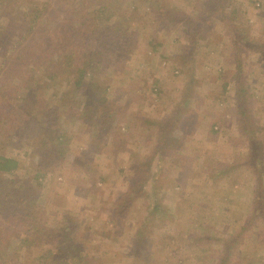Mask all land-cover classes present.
Wrapping results in <instances>:
<instances>
[{
	"label": "rangeland",
	"instance_id": "1",
	"mask_svg": "<svg viewBox=\"0 0 264 264\" xmlns=\"http://www.w3.org/2000/svg\"><path fill=\"white\" fill-rule=\"evenodd\" d=\"M5 3L0 128L12 132L1 131L0 156L18 167L2 175L4 264H44L52 247L40 229L66 225L79 264H264V0ZM21 33L24 63L3 76L1 54ZM88 60L95 69L76 87L73 67ZM5 86L16 90L6 99ZM40 139L69 152L52 157ZM146 246L150 263L140 259Z\"/></svg>",
	"mask_w": 264,
	"mask_h": 264
},
{
	"label": "trees",
	"instance_id": "2",
	"mask_svg": "<svg viewBox=\"0 0 264 264\" xmlns=\"http://www.w3.org/2000/svg\"><path fill=\"white\" fill-rule=\"evenodd\" d=\"M4 4L6 5L5 0H0V5L4 6ZM36 16H37L36 21H38L39 18H41V17H38V14ZM23 37L24 38L26 37L25 33H21V35L18 38L19 41L16 42L15 44H13L10 48H6V50L1 54V58H2V64L1 65L4 68L6 67L3 70V72H5V74L2 73L3 76H7V74L9 72H11V70H10L11 68L19 67V66L23 65L24 59L22 56L23 53L21 52V46H22L21 41L22 42L24 41ZM54 53H57L59 58L60 57L62 59L66 58L65 57L66 50L62 51V50L57 48ZM59 58L57 59L58 63H55L56 66L62 65V62L59 60ZM91 61H94V60H91ZM91 61L88 60L86 62L81 63L78 68L73 67L72 72H73V76L75 78V86L76 87H79V88L84 87L85 84H84L83 80H84L85 75L89 71H91L92 69H95L93 67L94 63ZM25 68H26V65H25ZM24 74H27V73H24ZM24 78H25V76H24ZM0 83H2L1 80H0ZM88 85L93 86V85H91V83ZM20 86H22L20 82L14 83V85H11L10 89L15 88L16 90H22L24 87H20ZM7 90H8V87L5 86V89L2 93V97L4 99H6L9 96H12V92L13 93L16 92V90L12 91V92H10L9 90L7 92ZM99 93H100V91H99ZM242 93H243L242 88H240V89L238 88L236 91L235 109H236V113L240 117V119H244V116L246 115V112L242 109V106L244 105V103L242 102ZM93 94H95V91H93V90H89L87 92V94L85 95L86 104L87 103L91 104V102L96 99V96H94ZM100 102H101V105H103L105 102V98H103V95H101ZM91 106L92 105H89L88 107H91ZM100 108L97 109V111L100 110ZM2 109L8 110L7 108H2ZM17 109L15 108V113H12V115H15L18 111L21 113L23 112V114L25 113L22 109H20V108H17ZM39 109H41V106L39 104L38 105L35 104L34 112L38 111ZM89 111H90V109L88 110V112ZM17 117L20 118V116H18V115H17ZM14 122L17 123V121H15V120H14ZM21 122H22V125H20V126H23L25 128L24 121H21ZM37 124L38 123L36 122V126L34 127V129H32L31 133L35 132V128H37ZM15 126L16 125H14L13 127L15 128ZM20 126L18 125L17 128ZM39 128L41 129L40 126H39ZM0 129H1L0 134H1V131L3 132L2 137L6 136L12 132L11 127H8L7 125L2 126ZM217 132L218 131H215L214 134H216ZM40 141H41V144H42V147L44 148V150H49L52 157H54L55 154H58V156H64L65 153L69 152L68 149L66 148L67 146L64 142L54 143L56 140H53V139H50L49 143H45L42 139H40ZM37 148H38V146H35L34 151ZM40 156H41V154H40ZM42 161L45 162V156L43 157ZM17 167H18L17 161L12 160V159H7L3 156H0V177H1L0 178V204L5 199V196H8L7 185L4 183V181L2 179V175L11 173L15 169H17ZM133 193H134L133 190H130L129 194L128 193L123 194V198H127V199L131 200V197H129V195H131ZM24 209H25V212H24L25 223L28 225L38 227L40 225L39 220H37L35 215H33V212H32V214H28L29 208L24 207ZM30 210L33 211V207L30 208ZM40 230L42 232L41 239H47L48 242H51V247H52V249L46 250L45 253H43V256H41V261H43L44 264H79V261L81 259L80 255L77 252L75 253L73 250L70 249L71 240L69 239V236L73 234V225H66L65 228H63L61 230L49 231V230L44 229V228H41ZM34 231L35 230H33L32 232H34ZM27 234L28 233L26 230L25 236ZM0 236H1V234H0ZM32 236H33L32 234H30V235L28 234L26 236V238L22 239L20 242L21 247H23L26 251H30L33 248L32 239H31ZM33 242H34V244H36L35 241H33ZM39 245L40 244H36L35 246L39 249L40 248ZM7 253H8V246L0 244V264H4V260L6 259Z\"/></svg>",
	"mask_w": 264,
	"mask_h": 264
},
{
	"label": "crops",
	"instance_id": "3",
	"mask_svg": "<svg viewBox=\"0 0 264 264\" xmlns=\"http://www.w3.org/2000/svg\"><path fill=\"white\" fill-rule=\"evenodd\" d=\"M263 101H264V97H262L261 98ZM234 103H236V101L234 102ZM234 106V105H233ZM235 110V109H234ZM235 112V116L237 115V113H236V111H234ZM216 128H218V127H215L214 126V130L215 131H218ZM220 133H222V131H221V129H220V132L218 131L216 134H212V139H214V140H216V138H218V135H220ZM166 211H167V209L166 208H164ZM169 211H170V213H172V214H174V213H176V214H182V212L183 213H187V212H189V211H187L185 208H180V209H168ZM221 211V210H220ZM225 211V210H224ZM168 212V211H167ZM169 214V213H168ZM169 224V223H168ZM161 225H163V226H166L167 227V222L166 223H161V224H159L158 225V227H160L161 228ZM171 225V224H170ZM164 241H165V245L167 246V248L169 249V244H168V242L170 241L172 244L173 243H175L171 238H166V236L164 237ZM152 246H153V244H151ZM163 245V244H162ZM149 247H151V246H149ZM183 249H186L185 247L183 248ZM151 250H153V247L151 248ZM149 251V252H148ZM180 253H184V250H180ZM170 255V254H169ZM147 256V257H146ZM152 256H153V254L150 252V248L148 249L147 248V246L146 247H142L141 249H140V259H142V261L144 260L143 258H145V261L147 262H149L150 263V261L152 260L151 258H152ZM144 262V261H143ZM150 264H153V263H150Z\"/></svg>",
	"mask_w": 264,
	"mask_h": 264
}]
</instances>
